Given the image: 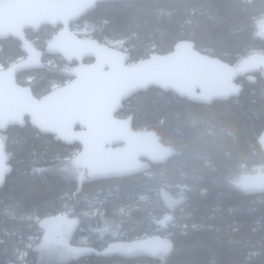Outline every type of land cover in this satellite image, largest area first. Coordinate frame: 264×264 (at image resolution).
I'll list each match as a JSON object with an SVG mask.
<instances>
[{
    "label": "trees",
    "instance_id": "obj_1",
    "mask_svg": "<svg viewBox=\"0 0 264 264\" xmlns=\"http://www.w3.org/2000/svg\"><path fill=\"white\" fill-rule=\"evenodd\" d=\"M263 18L264 0H115L98 3L80 22L86 35L127 51L130 62L191 40L234 66L252 51L264 53ZM2 52L19 51L7 45ZM54 71L37 72L40 86L65 79ZM250 75L236 80L238 96L211 104L156 87L125 100L118 116L131 115L133 129L153 130L174 154L122 178L89 180L76 163H61L73 151L39 139L29 123L10 126L16 138L0 185V264H37L39 221L56 215L78 220L70 242L92 252L52 264H264V193H246L234 182L264 167L257 144L264 76ZM164 190L181 202L168 205ZM105 217L119 225L116 233L98 232ZM152 234L168 237L163 258L107 252L113 242Z\"/></svg>",
    "mask_w": 264,
    "mask_h": 264
},
{
    "label": "water",
    "instance_id": "obj_2",
    "mask_svg": "<svg viewBox=\"0 0 264 264\" xmlns=\"http://www.w3.org/2000/svg\"><path fill=\"white\" fill-rule=\"evenodd\" d=\"M102 1L108 0H22L16 7L22 22L9 27L7 32L17 30L21 34L30 27L61 25L44 51L59 54L65 61L78 62L66 84L37 99L29 86L15 83L14 73L18 70L42 67V52L28 49L24 36L23 50L27 55L0 70V129L23 125L27 116L31 126L41 133L53 134L68 144H80L74 161L89 180L142 173L172 156V147L165 145L156 132L133 129L131 115L115 116L123 108V102L135 93L156 87L195 103L211 104L238 96L242 90L238 78L257 71L264 74L261 51L246 54L232 66L199 51L191 40L178 41L169 52L150 53L130 62L127 51L93 38H79L70 29L71 21ZM16 2L1 0L0 18ZM260 31L264 36V18ZM83 58L93 61L81 64ZM76 125L84 129L76 131ZM257 144L264 155V131L257 137ZM6 160L0 148V185L9 173ZM242 180L246 193H264V167L245 174ZM171 199L174 204L182 200ZM169 248L166 238L152 234L132 239L124 250L131 257L156 258Z\"/></svg>",
    "mask_w": 264,
    "mask_h": 264
},
{
    "label": "flooded vegetation",
    "instance_id": "obj_3",
    "mask_svg": "<svg viewBox=\"0 0 264 264\" xmlns=\"http://www.w3.org/2000/svg\"><path fill=\"white\" fill-rule=\"evenodd\" d=\"M109 1H113V0L102 1V2H98V3L109 2ZM21 3H22V0H17L16 3H14L7 11L4 12L5 17L0 18V34L3 35L5 33V35L0 37V52H1V49L7 45H12V47H16L17 50L19 51L17 54H14V55L11 54L9 56H6L5 52H2V55H0V70L6 69L7 67H9V66L15 64L16 62L20 61L21 59H23L27 55V52L23 50V36H24L26 42L28 43L27 44L28 49H30L32 52H35V51L37 52L39 50L42 52V67L41 68H29V69H24V70H18L17 72L14 73L15 83L19 86H29L31 91H32V94L37 99H40L43 95L47 94L51 90H54L58 87L63 86L64 84H66L72 78V76H71L72 67L77 65L78 62H76L74 60L65 61L62 58V56L59 54H48V53H45V51H44L46 43L51 39L52 35L55 34L61 28V25H57L56 27H52L50 25H41L39 28L30 27V28L24 29L21 34L19 32H17V30L15 32H7V29L9 27L14 26V25L17 26V24L19 22H22L21 17L18 16L17 10H16V7ZM98 3H96V5ZM1 4L2 3L0 0V6H1ZM87 13L84 16L80 17L79 19H77L75 21H71L69 24L70 29L74 33H76L79 38H93L89 35L81 36L76 31V28L78 26L83 27L81 25L82 22H80V21L87 15ZM2 25H4V26H2ZM93 39H95V38H93ZM98 42L107 44L108 46H112L109 43L100 42V41H98ZM112 47H114V46H112ZM92 61H93V58H83L80 63L81 64H87V63H90ZM46 68L52 72H55L54 69H57L58 74L63 75L65 79H63V78L62 79H51V78H49L51 80H49L47 87L40 86V83H41L40 80H41L42 76L37 75V72L39 70H43ZM57 80H59V81H57ZM55 106H57V105L55 104ZM115 116L123 117V116H118V114H115ZM26 123L30 124L27 116L25 117V122L23 125H25ZM23 125H17V124L9 125L5 129H0V148L5 153V156L7 158L6 163H9L8 162V160H9L8 148H11V147H9V141L12 138H16L15 133H13L15 130H12V129L9 130V127L10 126L22 127ZM30 126H31V124H30ZM32 129L34 130V135L36 137H38L39 139L46 141V142H48L50 140V141H54L56 143H60L63 146L62 148L65 150L74 151L77 153L81 149V145L76 143V142L72 143V144H68L66 142H63V140L61 138L56 139L55 135H53V134L41 133L38 129H36L34 127H32ZM83 129L84 128H81L79 125H76L74 127V130H76V131L83 130ZM64 131H65V129H64ZM165 145H167V144H165ZM167 146H169V145H167ZM173 154H174V151H173ZM166 161H164L162 163H165ZM242 181L243 180L241 179V186H242ZM162 197L165 200V202L168 205H170L171 207H173L176 204L181 202L180 201L176 204L172 203L171 198L177 199L180 197L172 196L168 190H164L162 192Z\"/></svg>",
    "mask_w": 264,
    "mask_h": 264
},
{
    "label": "rangeland",
    "instance_id": "obj_4",
    "mask_svg": "<svg viewBox=\"0 0 264 264\" xmlns=\"http://www.w3.org/2000/svg\"><path fill=\"white\" fill-rule=\"evenodd\" d=\"M76 31L81 35L87 33L85 27H77ZM75 31V32H76ZM260 73L264 76L263 72ZM251 75L247 76V79H252ZM73 155L65 158L61 163H75ZM68 165V164H67ZM66 166H63L65 168ZM261 170V169H260ZM259 171V170H258ZM78 172H80L78 170ZM244 174L236 176L234 182L241 185V179ZM85 178V177H84ZM78 224L76 218H72L68 215H56L47 217L39 221V226L42 229V237L40 241L35 245L38 253L37 264H52V263H65L71 259L78 258L83 254L92 252L91 248L86 246L72 245L70 242L72 233ZM119 225L109 217L103 219V224L97 230L100 234L104 233H116ZM168 240V237H166ZM169 241V240H168ZM127 242L119 241L113 242L107 246L108 253H126L124 247ZM162 256V255H161ZM163 258V256H162Z\"/></svg>",
    "mask_w": 264,
    "mask_h": 264
},
{
    "label": "bare ground",
    "instance_id": "obj_5",
    "mask_svg": "<svg viewBox=\"0 0 264 264\" xmlns=\"http://www.w3.org/2000/svg\"><path fill=\"white\" fill-rule=\"evenodd\" d=\"M243 179V178H242Z\"/></svg>",
    "mask_w": 264,
    "mask_h": 264
}]
</instances>
